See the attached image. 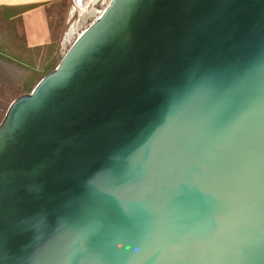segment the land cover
I'll use <instances>...</instances> for the list:
<instances>
[{
	"label": "water",
	"instance_id": "1",
	"mask_svg": "<svg viewBox=\"0 0 264 264\" xmlns=\"http://www.w3.org/2000/svg\"><path fill=\"white\" fill-rule=\"evenodd\" d=\"M0 264H264V0H110L0 122Z\"/></svg>",
	"mask_w": 264,
	"mask_h": 264
},
{
	"label": "rangeland",
	"instance_id": "2",
	"mask_svg": "<svg viewBox=\"0 0 264 264\" xmlns=\"http://www.w3.org/2000/svg\"><path fill=\"white\" fill-rule=\"evenodd\" d=\"M109 1L110 0H96L95 3L90 4L88 8L79 6L75 0H54L45 5L46 16L44 17L48 18V31L52 35V43L55 45L56 55L52 60V68L59 63L64 53L73 44L80 33L101 14ZM84 8H86L87 11L94 10V12L88 14L79 28L75 30L76 21H81V12H83ZM3 19L4 18L0 21V36L3 35L4 37L7 34L6 43H8L9 40L12 43L18 42L19 45H21L23 43V38L26 36L24 27L21 25L17 26L11 22L4 23ZM40 27L41 31L42 26ZM33 32L35 33L36 30L27 31L30 35H32ZM41 33L43 35L42 31ZM1 41L3 43V39ZM1 45L3 46V44ZM22 51L23 49L18 48L17 52L19 53ZM23 53L26 54L25 52ZM35 64L36 65H33L35 68L43 71L46 70V68L41 67V63L37 62ZM52 68L47 69V72ZM34 85L33 72L30 68L22 66L14 61L0 58V122L10 103L17 96L31 91Z\"/></svg>",
	"mask_w": 264,
	"mask_h": 264
},
{
	"label": "crops",
	"instance_id": "3",
	"mask_svg": "<svg viewBox=\"0 0 264 264\" xmlns=\"http://www.w3.org/2000/svg\"><path fill=\"white\" fill-rule=\"evenodd\" d=\"M51 1L54 0H0V21L4 18V23L11 22L17 26L21 25L26 32L21 45L18 42L12 43L9 40L6 43L7 34L4 37L3 35L0 36V58L11 60L30 68L33 72V82L35 85L47 73V69L52 68V60L56 55L55 45L52 43L53 38L48 31V18L44 17L46 16L45 5ZM40 26H42L41 31L43 35L40 31ZM28 30H36V32L30 35L27 33ZM18 48L23 49V51L18 53ZM37 62L41 63V67L46 68V70L43 71L35 68L33 65H36L35 63Z\"/></svg>",
	"mask_w": 264,
	"mask_h": 264
},
{
	"label": "bare ground",
	"instance_id": "4",
	"mask_svg": "<svg viewBox=\"0 0 264 264\" xmlns=\"http://www.w3.org/2000/svg\"><path fill=\"white\" fill-rule=\"evenodd\" d=\"M88 2H83V5H87V4H89V2L91 1V0H87ZM93 1V0H92ZM81 7H83L82 5H80ZM85 11H87L86 10V8H84V10H83V12H81L82 14L85 12ZM91 12H94V10L93 11H91ZM81 21H76V24H75V30H77L78 28H79V26L81 25ZM81 34V33H80Z\"/></svg>",
	"mask_w": 264,
	"mask_h": 264
},
{
	"label": "trees",
	"instance_id": "5",
	"mask_svg": "<svg viewBox=\"0 0 264 264\" xmlns=\"http://www.w3.org/2000/svg\"><path fill=\"white\" fill-rule=\"evenodd\" d=\"M54 67H55V66H54ZM54 67H53V68H54ZM53 68H52V69H53ZM52 69H50V71H51ZM48 72H49V71H48ZM48 72H47V73H48Z\"/></svg>",
	"mask_w": 264,
	"mask_h": 264
}]
</instances>
